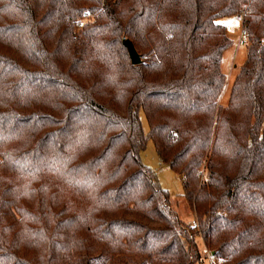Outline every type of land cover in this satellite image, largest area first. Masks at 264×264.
<instances>
[{"label": "trees", "instance_id": "1", "mask_svg": "<svg viewBox=\"0 0 264 264\" xmlns=\"http://www.w3.org/2000/svg\"><path fill=\"white\" fill-rule=\"evenodd\" d=\"M240 13L223 107L219 21ZM149 140L196 227L143 163ZM198 238L264 264V0H0V264H202Z\"/></svg>", "mask_w": 264, "mask_h": 264}, {"label": "rangeland", "instance_id": "2", "mask_svg": "<svg viewBox=\"0 0 264 264\" xmlns=\"http://www.w3.org/2000/svg\"><path fill=\"white\" fill-rule=\"evenodd\" d=\"M236 17L237 16L219 21L220 24L226 26L227 35L233 42L232 47L225 52L222 61V72L226 76V86L219 100V104L223 107L229 105L235 79L247 59V48L249 45L248 37L247 44H241L243 25ZM89 19H91V16H87L84 22H87ZM81 26L83 25L81 24ZM141 121L144 132L148 135L149 124L144 112L141 113ZM142 161L147 167L158 174L162 188L170 193V210L176 213L184 224L194 226L196 224V217L194 210L184 197L183 180L180 176L175 174L168 165L161 162L152 140H149L146 150L142 153ZM198 243L201 250H203L205 246L201 238H198ZM69 259L70 258H68L69 262L67 264H81L80 258H76L71 262ZM220 262L221 260L217 259V264L224 263V261ZM202 264H211L208 256H204Z\"/></svg>", "mask_w": 264, "mask_h": 264}, {"label": "built area", "instance_id": "3", "mask_svg": "<svg viewBox=\"0 0 264 264\" xmlns=\"http://www.w3.org/2000/svg\"><path fill=\"white\" fill-rule=\"evenodd\" d=\"M239 21L242 22L243 25V31H242V37H241V44L246 45L247 44V31L244 28V21H245V14L244 13H240L239 15H237L236 17ZM195 227L197 226V224L194 225ZM203 254H205L206 256H208L209 261L211 264H217V258L214 256L213 253H211L209 250L204 249L203 250ZM223 260H221L222 262ZM220 262V263H221Z\"/></svg>", "mask_w": 264, "mask_h": 264}, {"label": "water", "instance_id": "4", "mask_svg": "<svg viewBox=\"0 0 264 264\" xmlns=\"http://www.w3.org/2000/svg\"><path fill=\"white\" fill-rule=\"evenodd\" d=\"M124 45L129 51L132 64L135 66L141 65L142 59H141V56L139 55V53L137 52L134 44L130 40L126 39L124 41Z\"/></svg>", "mask_w": 264, "mask_h": 264}]
</instances>
